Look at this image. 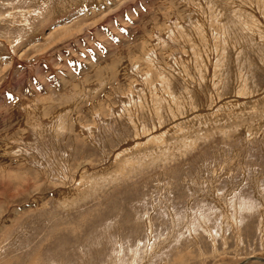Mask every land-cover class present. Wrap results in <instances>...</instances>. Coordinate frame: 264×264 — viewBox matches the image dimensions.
<instances>
[{"label": "rangeland", "instance_id": "obj_1", "mask_svg": "<svg viewBox=\"0 0 264 264\" xmlns=\"http://www.w3.org/2000/svg\"><path fill=\"white\" fill-rule=\"evenodd\" d=\"M250 256L264 0H0V264Z\"/></svg>", "mask_w": 264, "mask_h": 264}, {"label": "water", "instance_id": "obj_2", "mask_svg": "<svg viewBox=\"0 0 264 264\" xmlns=\"http://www.w3.org/2000/svg\"><path fill=\"white\" fill-rule=\"evenodd\" d=\"M250 260H257V261H260V262H264V258H262V257L250 256V257L246 258L245 260L241 261L238 264H244V263H246L247 261H250Z\"/></svg>", "mask_w": 264, "mask_h": 264}]
</instances>
